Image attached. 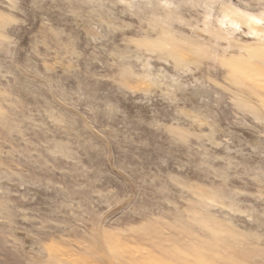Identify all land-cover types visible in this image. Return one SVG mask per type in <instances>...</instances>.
I'll return each instance as SVG.
<instances>
[{
	"label": "rangeland",
	"instance_id": "obj_1",
	"mask_svg": "<svg viewBox=\"0 0 264 264\" xmlns=\"http://www.w3.org/2000/svg\"><path fill=\"white\" fill-rule=\"evenodd\" d=\"M0 264H264V0H0Z\"/></svg>",
	"mask_w": 264,
	"mask_h": 264
}]
</instances>
